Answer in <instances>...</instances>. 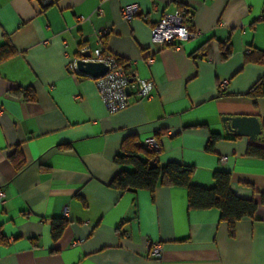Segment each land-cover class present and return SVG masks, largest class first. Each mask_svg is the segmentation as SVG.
<instances>
[{
    "label": "crops",
    "instance_id": "0c3cea01",
    "mask_svg": "<svg viewBox=\"0 0 264 264\" xmlns=\"http://www.w3.org/2000/svg\"><path fill=\"white\" fill-rule=\"evenodd\" d=\"M131 3L139 10L127 21L121 11ZM184 8L197 36L153 45L152 26ZM7 43L15 52L0 60V264H264V158L248 155L253 140L227 133L222 120L264 122V96L247 94L264 63L245 60L248 49L264 52V0H58L45 8L0 0V47ZM100 45L155 83L149 97L107 111L92 77L69 68ZM221 79L229 80L222 92ZM212 133L222 138L209 151ZM130 136L139 145L155 137L159 163L193 166L194 185L211 188L214 171L230 172L233 192L257 202L254 216L230 236L218 208L189 209L185 187L112 186ZM156 242L159 257L149 246Z\"/></svg>",
    "mask_w": 264,
    "mask_h": 264
},
{
    "label": "trees",
    "instance_id": "16d2710c",
    "mask_svg": "<svg viewBox=\"0 0 264 264\" xmlns=\"http://www.w3.org/2000/svg\"><path fill=\"white\" fill-rule=\"evenodd\" d=\"M10 43L0 47V60L14 54ZM231 55L229 47H222L223 59ZM118 57V56H117ZM257 59V60H256ZM120 63H126L118 57ZM246 61L264 63V52L257 49H248L245 53ZM128 69V66H126ZM27 97L34 99L35 94L31 89L26 90ZM248 95L253 98L264 96V76L258 79L249 89ZM262 139L248 146L247 154L264 158V122H262ZM221 135L212 133L207 149L213 150L214 144ZM156 151L149 150L145 145H139L135 137H127L121 146V152L116 156V162L122 167L112 181V186L121 190L137 191L146 189L152 194L158 185L182 186L187 189L189 209L218 208L221 220L227 223L230 236L235 235L236 224L245 217H253L258 204L254 199L243 198L236 195L231 189V174L228 171L216 170L213 174L214 186L205 188L194 185L191 181L194 167L178 162L159 163ZM125 167V168H124ZM126 167H132L127 169ZM65 220L53 222L52 234L58 237L64 226Z\"/></svg>",
    "mask_w": 264,
    "mask_h": 264
},
{
    "label": "built area",
    "instance_id": "2783aa9c",
    "mask_svg": "<svg viewBox=\"0 0 264 264\" xmlns=\"http://www.w3.org/2000/svg\"><path fill=\"white\" fill-rule=\"evenodd\" d=\"M42 7H48L55 4L58 0H35ZM139 6L136 3L124 5L122 7V16L125 20H131L138 12ZM101 10H99L100 12ZM187 14V9L175 14H165L162 19L156 22L150 31V40L153 45L163 46L166 44L179 45L184 41L195 38L197 32L194 31L184 18ZM110 29H103L98 33L99 36L105 35ZM228 47V43L225 44ZM88 61L104 62L108 69L107 72L98 77H92L95 82L97 91L101 101L105 105L110 114L127 109L131 104V96L135 95L138 98L149 97L155 87V83L151 79L140 78L133 74V71L126 63H120L117 55L106 50L102 45L95 48L89 58H84ZM78 59H73L69 63V68L72 72H79L76 67ZM153 57L147 58V63H153ZM128 66V69L126 68ZM229 84L228 79H221L218 83V88L222 92ZM129 87L131 94H128L126 88ZM79 99V96H75ZM3 109L0 107V115L3 114ZM145 146L153 151L159 150V143L155 137H149L144 141ZM5 200V193L0 189V202ZM68 210H65L67 213ZM151 247V255L159 257L161 255V244L149 243Z\"/></svg>",
    "mask_w": 264,
    "mask_h": 264
},
{
    "label": "water",
    "instance_id": "95a60500",
    "mask_svg": "<svg viewBox=\"0 0 264 264\" xmlns=\"http://www.w3.org/2000/svg\"><path fill=\"white\" fill-rule=\"evenodd\" d=\"M91 51L82 53L76 62L77 70L81 73L87 74L90 77H98L107 72V65L104 62L88 61L84 58H89ZM126 91L131 94L130 88ZM224 127L227 133H233L238 136H245L251 140L262 139V122L257 116L253 115H224L222 117Z\"/></svg>",
    "mask_w": 264,
    "mask_h": 264
}]
</instances>
